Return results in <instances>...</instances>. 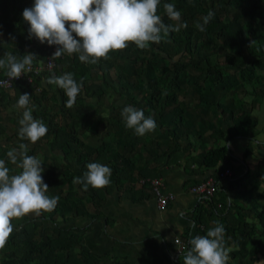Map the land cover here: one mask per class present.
<instances>
[{"label": "trees", "instance_id": "trees-1", "mask_svg": "<svg viewBox=\"0 0 264 264\" xmlns=\"http://www.w3.org/2000/svg\"><path fill=\"white\" fill-rule=\"evenodd\" d=\"M0 1L3 4L0 7V36L5 37L4 41L0 40V58H3L5 53H11L18 59L28 53H33L30 52L31 45L38 39L29 38L30 25L23 20L22 13L25 8L33 6L34 0ZM164 3L175 5L176 10L181 13L180 21H174L167 17L163 8ZM209 10L213 11L215 15L205 25L206 30L201 32L195 27V24L203 23V17ZM157 14L161 16L165 24L186 23L187 27H182L178 32H170L167 36L161 32V41L150 43L153 50L148 54L141 50L138 51L137 46L135 50L132 43L124 50L111 52L109 55L114 54L115 57H120L122 53L123 57L127 59L119 73L122 78V86L126 91H129L134 85L129 80L130 75L136 77L141 83H145L148 86V91L144 92V97H146V103L152 112L158 114L162 108V115L173 114L172 122L176 125L186 123L187 110L183 98L191 97V100L197 99L199 104L223 115L229 125L225 142L236 136H250L256 124V120L251 115L253 109L239 111L236 100L245 93L260 98L264 97V0H161ZM42 45L45 48V62L47 51L51 46L47 43ZM27 46L30 47L27 48ZM37 49L42 50L40 42ZM78 55H62L55 60L52 70L41 72L34 78V82L38 78L40 80L41 74L47 73L50 76L64 74L65 70L63 71V69L66 62H68V68L69 61L74 63V67L78 65L80 61ZM177 56L178 59L174 60ZM221 56H227V61L221 62ZM184 57H187L186 61ZM108 59L99 60L102 69H106L112 64L109 61L111 59ZM36 60L37 58L33 63L37 64ZM241 61H244L243 65H239ZM226 62L229 65H226ZM5 72L6 69H0V77H6ZM83 78V76L74 77L78 84H82L81 92H84L85 97H97L101 86L96 83L87 85ZM34 82H27L25 78L20 79L12 84L11 90L15 92V96L28 93L32 99L36 98L39 101L44 98L47 100L50 91L46 87L41 88L40 97H37L34 90L31 89L34 87ZM163 89L166 92L171 91L172 95L168 101L164 99L157 101L156 96L159 97L163 93ZM9 91L10 89L0 90V101H5L8 98ZM52 95L54 98H60L61 116L67 121L72 120V125L81 122L83 117L90 112L87 105L81 102L80 94L72 108L65 106L68 98L63 89L57 86L56 92ZM33 106V111L36 114H46V111L41 107L36 104ZM168 106L172 108L167 110ZM146 113L150 114L149 111ZM116 124L122 126L121 133L127 137L126 144L130 146V153L118 151L110 143L103 142L92 152H87V158L80 161L79 177H82L87 171L86 165L90 162L110 167L111 174L115 176V179L110 178L108 186L101 189L89 186L88 190L84 191L81 184L77 186L82 193L90 195L88 200L97 207V213H89L82 204L84 196L73 190L63 196L64 201H58L57 207L52 212L41 213L39 216L30 214L13 220L14 231L6 246L0 249V264H95L98 257L86 245L81 244L78 249L76 248L81 241L82 234V232L76 231L77 217H99L101 213L98 211V206L107 197L118 192L121 184L131 177L135 168L143 179L142 185L146 187L150 186L151 179L160 177L163 167L181 166L184 154L172 149L167 142L157 139L159 128L144 136H138L134 130L126 128L123 119ZM160 124L162 125V123ZM47 128L48 132L44 137L49 140L51 150L62 151L64 154L73 152L78 155V158H83L69 123L57 124L51 119L48 121ZM212 128L214 130L210 132L209 137L222 139V129L216 130L215 126ZM204 131H207L206 126ZM203 133L201 130L197 136L202 137ZM16 135L19 136V133ZM224 141L221 140V142ZM134 143L141 144L147 153V157L140 160V165L131 152L135 148ZM229 153L230 150L226 144H218L201 154L196 170L192 168V165L196 164L191 159L186 160L185 166L189 171L195 173H199L200 168L214 169L215 172H218L216 166L224 161ZM140 158H142L141 154L138 155V159ZM7 166L11 168L10 164ZM246 174L249 176V172ZM262 174L264 175V170ZM42 176L44 182L49 186L47 193L50 197L56 196L53 188H57L63 181L72 182V179L67 178L64 172L58 175L63 178L60 182L56 171L49 168ZM237 180H242V177L239 176ZM61 191L62 189L59 190V192ZM128 191L133 193L132 187L128 188ZM73 196L78 197V205L69 202ZM132 199H134L133 195ZM199 202L194 211L198 215L191 218L207 230L214 228L217 221L224 225L225 232L231 229V224L244 228V222L233 219L234 210L228 209L222 220H219L216 217L218 214H223L218 208L211 207L210 201H203L209 208ZM57 215L63 222L56 219ZM258 217L264 235V206L263 210L258 212ZM251 231L248 229L247 233L241 236L235 234L233 239L243 243V238ZM255 248H258L264 255L263 245L256 244ZM180 262L183 264L182 260Z\"/></svg>", "mask_w": 264, "mask_h": 264}, {"label": "clouds", "instance_id": "clouds-1", "mask_svg": "<svg viewBox=\"0 0 264 264\" xmlns=\"http://www.w3.org/2000/svg\"><path fill=\"white\" fill-rule=\"evenodd\" d=\"M161 0H34L32 7L25 8L23 20L30 25L29 38L35 37L41 44L58 46L52 60L64 54H79L81 62L96 64L100 59H108L114 51L124 50L130 43L139 49H147L150 43H159L161 32L167 36L178 32L186 23L165 24L158 7ZM167 17L180 21L181 13L172 3H164ZM211 10L203 17V23L195 27L203 32L205 25L214 17ZM37 56L28 53L17 58L5 53L0 58V69H6L8 78L17 79L31 71ZM49 84L63 89L67 100L65 106L72 108L81 92L72 73L60 76L53 74ZM31 95H20L17 108L25 109L19 120V137L35 144L44 137L48 128L45 123L33 117L29 108ZM121 116L126 128L134 130L138 136L155 131L157 124L153 117L145 116L143 109L132 105L122 108ZM28 146L20 143L17 148L7 151V160L22 171L10 175V168L0 159V249H3L14 231L13 220L30 214L39 216L50 213L57 207L59 196L47 195L49 186L44 182L41 160L28 155ZM82 177H75L74 184H81L87 191L91 186L101 189L109 185L111 168L96 162L86 165ZM177 245L179 241L176 240ZM190 249L183 256V264H228L230 249L225 243V227L219 221L204 236H195L189 241Z\"/></svg>", "mask_w": 264, "mask_h": 264}, {"label": "rangeland", "instance_id": "rangeland-1", "mask_svg": "<svg viewBox=\"0 0 264 264\" xmlns=\"http://www.w3.org/2000/svg\"><path fill=\"white\" fill-rule=\"evenodd\" d=\"M2 1H0L1 4ZM2 6V5H0ZM0 40H5L4 36H0ZM33 45H31L30 52H33L37 56V64L40 65L42 72L44 70V53L45 48L44 45L41 44L42 50H38L37 46H39V40H36ZM133 48L136 50V45L134 43ZM30 46H27L29 48ZM153 47L149 45L147 49H139L138 51L145 52L146 54L150 53ZM157 51V50H155ZM160 54V53H159ZM109 59H113V62L109 60L112 64L106 68H101V62L99 61L96 64L86 63L79 61L78 65L74 67V63L69 61L65 63V67L63 71L65 73H72L74 77L83 76L84 81L87 85L91 83H96L101 86V90L97 97H85L84 92L80 93L81 102L86 104L89 108L90 112L88 115L84 116L81 122L78 124H71L72 120H65L61 116V100L59 97L54 98L52 94L56 92V85L49 84L48 78L49 74H41L40 80L39 78L35 80L34 87L31 88L34 90V93L37 97H40V89L46 87L50 91L49 98L47 100L30 98L29 108L32 109L33 117L36 119L42 120L45 125H48L49 120H53L57 124L64 125L65 123H69L71 126L72 134H74L77 139V144L79 146L80 154H83V158H78L73 152H66L64 154L62 151H53L50 148L49 140L46 137H42L35 144H32L27 139H21L16 134L19 133L20 125L19 120L22 118L23 108H17L16 105L18 103L19 97L22 94L15 96V92L10 89L9 93H7L8 98L5 101H0V159H4L6 161V165H11L10 173L17 174L21 171L16 165L11 164L7 161L6 153L12 148H17L20 143H25L28 146V155L38 157L42 162V167L44 168L43 173L46 170L52 169L56 171L57 178L60 182L63 178L59 177L61 172L66 173L67 178L72 179V182H62L57 188H53L55 191V195L59 196V202L64 201L63 196L68 192H72L76 190L79 194L84 196L82 199V204L87 208V211L91 214L97 213V207L88 200V196L85 193H82L77 187L78 184L73 183V179L75 177L80 176V161L87 158V152H92L97 146H99L103 142H108L118 151H123L124 153H130L129 147L126 144L127 137H125L121 133V125L116 124L119 120L123 119L121 116L122 108L125 105H132L138 109H143L145 116H151L158 121H156L157 127L159 128L157 139L163 140L170 144L172 149L177 152H181L184 154V159L182 160L181 166L185 171L188 168L185 166L186 160H193L196 165H192L193 169H197L199 166L200 156L203 152L207 151L211 147H216L218 144H222L221 140H226L229 130V125L226 120L223 118V115L220 113L209 110L205 105H201L197 102V99L191 100V97H185V107L187 113L185 114L186 123L184 125H176L172 122L174 118L173 114H169L167 116L162 115V108L158 114L153 113L152 109L148 106L147 99L144 97V92L147 93L148 86L145 83H141L137 80L136 77L129 76L130 82H133L134 85L131 86L129 91L122 86V78H120V68H123L122 65L127 62V59L123 57L122 53L120 57H115V55H109ZM185 61L187 57H184ZM178 59V56L175 57L174 60ZM221 62L227 61V56H221ZM244 61H241L239 65H243ZM226 65H229L226 62ZM137 87V89H135ZM163 93L156 96L157 101L164 99L168 101L172 95V92H166V90H162ZM132 97V99H131ZM237 108L239 111L250 109L252 110L251 115L256 120L264 119V97L260 98L258 96H252L251 94L245 93L241 98L236 100ZM34 104L41 107L42 110L46 111V114L39 115L36 114L34 110ZM167 110L171 109V106L166 107ZM149 111L150 114L146 112ZM225 120V121H224ZM162 123V125L160 124ZM206 126V130L204 131ZM212 126H215L216 130L221 131L222 139H215L214 137H209V134L212 130ZM228 126V127H227ZM176 129L178 130L176 132ZM203 131V136L198 137V132ZM135 148L131 150L132 154L135 156L138 165H140V160L147 157V153L142 148L141 144L134 143ZM128 147V148H127ZM127 148V149H126ZM141 154L142 158L138 159V155ZM86 156V157H85ZM82 159V160H81ZM169 167V166H166ZM164 168V167H163ZM200 172H205V168H200ZM203 170V171H202ZM42 173V174H43ZM115 179V176L111 174V177ZM190 184V188L193 186L195 182ZM143 179L140 177L139 173H137V168H135L131 174V177L124 181L118 192L113 194V197H109L110 199H121L122 197L132 198V195L135 197L141 196H152V191L150 186L144 187ZM192 185V186H191ZM132 187L133 193L128 191V188ZM62 189V193L59 190ZM48 195V193H47ZM69 202H72L74 205H78V197L73 196L69 199ZM98 211H102V206H98ZM105 211V210H104ZM190 215V214H189ZM198 215L197 213H191L190 217ZM78 216L77 221L81 220ZM58 221H61V217L57 215L56 218Z\"/></svg>", "mask_w": 264, "mask_h": 264}, {"label": "crops", "instance_id": "crops-1", "mask_svg": "<svg viewBox=\"0 0 264 264\" xmlns=\"http://www.w3.org/2000/svg\"><path fill=\"white\" fill-rule=\"evenodd\" d=\"M224 144L230 153L216 169L229 167L232 176L219 183L210 206L223 214H218L219 220L232 209L233 219L245 223L244 228L231 224V229L225 232L226 247L230 249L228 264H264V255L255 248L256 244L264 246L258 217L264 206V119L256 118L250 136H236L221 145ZM214 174V169L195 173L177 165L162 168L159 178L163 181V191L174 196L166 211L159 210L153 193L152 198L148 195L110 199L113 193L101 203L99 217L77 221L76 231L82 234L76 248L86 245L98 257L95 264H181L190 239L204 236L208 231L190 217L199 201L207 205L190 192L189 186L192 181L195 185ZM239 176L242 180L236 181ZM248 229L252 231L243 238V243L233 239L235 234L245 235ZM176 237L187 240V249L179 254L173 242Z\"/></svg>", "mask_w": 264, "mask_h": 264}, {"label": "built area", "instance_id": "built-area-1", "mask_svg": "<svg viewBox=\"0 0 264 264\" xmlns=\"http://www.w3.org/2000/svg\"><path fill=\"white\" fill-rule=\"evenodd\" d=\"M56 45H53L47 51L45 62H44V70L50 71L55 65V60H52V56L56 51ZM62 57V56H61ZM42 72L40 65L33 63L31 66V71L22 74L21 77L17 79H12L6 77H0V90L11 89L12 84L17 82L20 79L25 78L27 82L33 83L34 78ZM232 176V170L229 167H225L222 170L218 169L214 176H210L207 179L198 182L190 188V192L198 197L202 201H211L214 197L215 193L219 189V183L227 178ZM150 187L153 193L154 199L156 201L157 207L160 211H166L168 209V204L170 201L174 200V196L171 193H164L163 191V181L161 178H154L150 180ZM176 240L179 241V245H177ZM173 242L176 246V253H182L187 249V240L182 239L180 237H176L173 239Z\"/></svg>", "mask_w": 264, "mask_h": 264}]
</instances>
